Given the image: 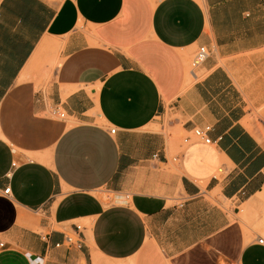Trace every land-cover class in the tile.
<instances>
[{
	"label": "crops",
	"instance_id": "crops-1",
	"mask_svg": "<svg viewBox=\"0 0 264 264\" xmlns=\"http://www.w3.org/2000/svg\"><path fill=\"white\" fill-rule=\"evenodd\" d=\"M250 106L264 127V0H0V264H264ZM167 114L211 143L170 160Z\"/></svg>",
	"mask_w": 264,
	"mask_h": 264
},
{
	"label": "rangeland",
	"instance_id": "rangeland-1",
	"mask_svg": "<svg viewBox=\"0 0 264 264\" xmlns=\"http://www.w3.org/2000/svg\"><path fill=\"white\" fill-rule=\"evenodd\" d=\"M196 49H194L191 54L189 55V58H188V61H187V73L191 70V61H192V58H193V53L195 52ZM50 55V54H49ZM48 54H46L44 56V58L46 59L48 56ZM59 64L58 63H54V67L58 66ZM56 69V68H55ZM54 70H52V72L50 73V76H47V75H44L41 77V79L37 82L38 84V89L40 90H45L48 86V83L50 81V78L53 76V73H54ZM191 73V72H190ZM198 73V76H199V80H201L202 78H204V76H206V72L204 71V69H200L197 71ZM192 76V75H191ZM197 76V77H198ZM196 77V78H197ZM194 78L191 77V79L189 80V82L187 83L191 85L195 84L197 82ZM186 85V86H187ZM263 108V106H261L260 108L258 109H253L251 106L248 108V110H251L252 114H253V118L255 119V124L256 126L264 133V127L263 125L261 124L260 122V115H261V109ZM177 118V116H174L172 114H167L166 117L164 118V120L162 119V122L164 123L162 126L161 125H158L155 130L157 132H162L164 134H166L169 138H172L173 139V142H172V145H173V149L171 151V153L169 154V158L170 160L180 154V153H183L186 148H187V145L184 143V140L185 138L189 137V136H192V134H187L185 132H181L179 130V126H174V127H170V122H174V120ZM251 118V117H250ZM158 121H161L158 119ZM194 143H200L199 141H196ZM171 169L170 171L171 172H174V173H178L176 170H174V168L172 167V165L169 166ZM215 198V196H213ZM218 202L221 203L222 206L224 207H228L230 205V203H225L223 200L221 199H216ZM215 200V201H216ZM219 203V204H220ZM83 224V223H82ZM85 225V224H83ZM257 234L261 235L264 237V233L263 232H257Z\"/></svg>",
	"mask_w": 264,
	"mask_h": 264
},
{
	"label": "built area",
	"instance_id": "built-area-1",
	"mask_svg": "<svg viewBox=\"0 0 264 264\" xmlns=\"http://www.w3.org/2000/svg\"><path fill=\"white\" fill-rule=\"evenodd\" d=\"M210 57V51L206 46H200L197 51L194 54V57L191 61V74L194 78L197 77V71L199 70V68L208 60V58ZM51 113L54 116L59 117L60 119H65V113L58 107H54L51 109ZM212 131V127L211 126H207L205 128H196L193 131L192 137H187L184 140L185 144H190L192 143V140H200L205 144H210L211 143V139L209 137V133ZM111 134H115L116 132V128H113L110 130ZM157 157V156H155ZM15 166V164H14ZM11 192V188L8 187L3 191L4 195H10ZM81 227L77 226L76 227V231L73 235H66L65 236V241L66 244L69 246H77L78 248L81 247V240H82V234H81ZM257 243L264 247V237H259L257 239ZM1 247H3V244H0Z\"/></svg>",
	"mask_w": 264,
	"mask_h": 264
},
{
	"label": "bare ground",
	"instance_id": "bare-ground-1",
	"mask_svg": "<svg viewBox=\"0 0 264 264\" xmlns=\"http://www.w3.org/2000/svg\"><path fill=\"white\" fill-rule=\"evenodd\" d=\"M190 74V73H189ZM191 75V74H190Z\"/></svg>",
	"mask_w": 264,
	"mask_h": 264
}]
</instances>
